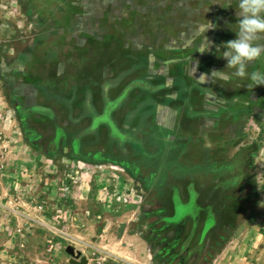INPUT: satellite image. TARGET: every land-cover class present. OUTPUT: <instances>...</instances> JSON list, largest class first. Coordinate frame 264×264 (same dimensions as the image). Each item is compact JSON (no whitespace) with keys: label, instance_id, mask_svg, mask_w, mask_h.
<instances>
[{"label":"rangeland","instance_id":"1","mask_svg":"<svg viewBox=\"0 0 264 264\" xmlns=\"http://www.w3.org/2000/svg\"><path fill=\"white\" fill-rule=\"evenodd\" d=\"M238 10V0H0V264H70V246L89 264H264V85L247 88L250 78L234 76L222 56ZM254 71L264 73V56L249 64ZM150 95L154 108L172 99L169 121L150 122L176 124L179 146L216 108L253 113L261 127L248 147L257 162L243 170L244 203L216 196L215 210L177 222L175 189L192 199L186 180L167 183L144 202L151 207L117 194L128 180L116 185L96 159L94 146L112 133L94 125L114 108L121 126ZM75 141L84 150L75 153ZM241 207L246 219L237 222Z\"/></svg>","mask_w":264,"mask_h":264},{"label":"crops","instance_id":"2","mask_svg":"<svg viewBox=\"0 0 264 264\" xmlns=\"http://www.w3.org/2000/svg\"><path fill=\"white\" fill-rule=\"evenodd\" d=\"M117 85L114 83L113 90H116ZM185 90H187L186 87L181 86L182 94L187 92ZM119 93L118 91L117 94L119 95ZM117 94L114 93V96L117 97ZM180 96V92L175 93V98L178 99ZM145 98L146 102L142 106L144 109L140 112L141 114L137 110L132 114H128V120L121 126H117L112 121L111 115H114V108H107L104 115L106 117H98L97 119L100 122H96L94 125L96 132L101 130L102 125H107L112 133L110 141L106 137L104 144L100 142L94 146V149L98 151L96 159L103 166H107V168L114 171L117 170L115 173H113L114 171L107 172L111 177H116V185L123 187L121 183L124 184L123 179L127 177L128 183L124 187L127 192L122 190L121 193L117 191V194L127 196L128 205L130 206L134 204L131 197L142 196L143 206L148 207L150 205H146L144 202H149V199L153 196L164 194L167 183L174 182L175 179H182L190 182L192 186L191 191H189L192 199L189 203L181 200L186 195V192L175 189L177 197L175 206L178 210H185V213H193L202 209L213 210L214 208L215 210L216 196L222 199L225 198L226 201L230 199L229 204H231L232 200L237 199L244 203L245 200L242 199L244 196L249 195L247 190L242 191V188H240L242 182L247 180L243 170L248 169L245 168V164L257 162L255 161V155H251V152L248 151V147H254L256 144L254 136L258 132L257 128L260 129L259 127H261L256 124L252 125L250 118L254 116L253 113L247 114L246 112L236 111L237 115L235 114L234 117L233 114L228 113L224 108H216V112L211 113V115L215 116V119L210 125H202L199 128L196 125H192L191 128H194L197 134L188 142L189 144L187 143L188 146L186 147L183 144L179 146V142L176 141L179 137L175 131L176 124L168 125L161 122H150V118L152 119L155 115L158 117V114L164 116L165 122L169 121V113L166 111V106L172 102V99L166 97L162 107L154 108L152 96H145ZM110 104L113 107L116 103L111 102ZM42 108L47 109V112L43 113L44 115L53 118L54 112L51 109ZM178 112L181 111L179 110ZM138 113L140 115H137ZM221 115L224 119L218 122L219 119L217 117ZM229 116L234 119L230 121L231 118ZM223 122H225V128L222 130ZM210 129L214 133H219L217 135L219 140H214L207 134ZM73 148L75 153H79L85 147L81 141H75ZM233 148L236 149L232 153L231 150H234ZM219 149L221 150L218 153L217 150ZM200 150L202 151L201 155L199 154ZM187 152L188 156L189 152L197 153L195 157H200V160L187 164L184 156ZM263 197L264 195L262 194L261 200H263ZM211 198L214 199V206L211 203L213 202ZM226 206H228V203H226ZM259 207L262 208L263 206L260 205ZM149 209L152 210V208ZM247 210L248 208L245 210L243 207L240 208L236 218L237 222L246 219L245 212ZM185 216L186 214L177 222L185 221L187 219ZM207 235H209V232L206 230L202 235V241Z\"/></svg>","mask_w":264,"mask_h":264},{"label":"clouds","instance_id":"3","mask_svg":"<svg viewBox=\"0 0 264 264\" xmlns=\"http://www.w3.org/2000/svg\"><path fill=\"white\" fill-rule=\"evenodd\" d=\"M238 29L236 38L227 41L223 47V58L227 67L235 69L233 75L239 78L249 77L251 83L247 88L264 85V73L247 72L249 64L264 56V0H238ZM207 51V46L199 50ZM224 70L214 71L213 74H223Z\"/></svg>","mask_w":264,"mask_h":264},{"label":"water","instance_id":"4","mask_svg":"<svg viewBox=\"0 0 264 264\" xmlns=\"http://www.w3.org/2000/svg\"><path fill=\"white\" fill-rule=\"evenodd\" d=\"M36 112L45 113V112H47V109H45V108H39L38 109L37 108ZM179 217L176 219V221H178L181 218V217L180 218ZM67 253L72 256V259L70 260V264H89V259H88L87 256H83L79 260V256L76 255L74 247H72V246L68 247L67 248Z\"/></svg>","mask_w":264,"mask_h":264},{"label":"flooded vegetation","instance_id":"5","mask_svg":"<svg viewBox=\"0 0 264 264\" xmlns=\"http://www.w3.org/2000/svg\"><path fill=\"white\" fill-rule=\"evenodd\" d=\"M177 211L179 212V214H177L176 217H174V219H175V218H178L179 215H181L180 217H182V216L185 214V210H177ZM186 215H187V214H186ZM180 217H179V218H180ZM172 221H174V220H172Z\"/></svg>","mask_w":264,"mask_h":264}]
</instances>
